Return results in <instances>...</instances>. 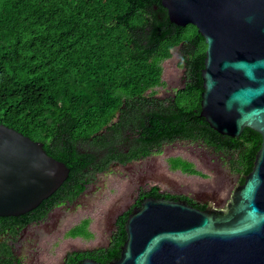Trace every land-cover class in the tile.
Returning a JSON list of instances; mask_svg holds the SVG:
<instances>
[{
  "label": "trees",
  "instance_id": "trees-1",
  "mask_svg": "<svg viewBox=\"0 0 264 264\" xmlns=\"http://www.w3.org/2000/svg\"><path fill=\"white\" fill-rule=\"evenodd\" d=\"M206 51L197 26L172 22L162 0H0V123L42 141L70 168L35 212L0 216V264H20L8 233L21 235L116 162L161 152L164 143L219 142L244 182L262 135L249 127L239 137L224 135L201 116ZM174 54L187 82L161 97L164 62ZM169 161L173 169L204 175L181 156ZM149 195L160 196L156 188ZM131 210L118 218L107 245L68 252L66 264L118 259ZM91 222L84 216L64 237L92 239Z\"/></svg>",
  "mask_w": 264,
  "mask_h": 264
},
{
  "label": "water",
  "instance_id": "water-1",
  "mask_svg": "<svg viewBox=\"0 0 264 264\" xmlns=\"http://www.w3.org/2000/svg\"><path fill=\"white\" fill-rule=\"evenodd\" d=\"M205 38L201 116L221 134L262 135L253 168L223 208L145 197L127 216L118 259L75 264H264V0H162ZM70 174L44 143L0 123V216L38 207Z\"/></svg>",
  "mask_w": 264,
  "mask_h": 264
},
{
  "label": "rangeland",
  "instance_id": "rangeland-1",
  "mask_svg": "<svg viewBox=\"0 0 264 264\" xmlns=\"http://www.w3.org/2000/svg\"><path fill=\"white\" fill-rule=\"evenodd\" d=\"M178 62L176 56L164 62L163 78L167 83L166 88H172L174 92L179 87L183 71ZM212 153L206 145L183 140L162 148L161 152H155L156 155L137 160L126 168L112 167L107 172L99 174L81 200L72 208H65L67 211L65 214L64 212L61 214L59 210L53 211L52 218L45 225L49 226L57 217L59 220L51 231L39 233L36 227L26 228L23 231L26 239L18 242V245H22H16V253L23 256L24 264H62L68 251L107 245L111 218L119 210L130 206L137 185L145 178H166L169 182L166 184L168 187L187 189V192H191L196 199H212L215 202L229 200L228 190L234 185L237 186L238 175H234L227 165L219 171L216 163L209 158ZM174 155L195 159L204 176L181 174L170 170L168 159ZM85 215L92 217L91 229L95 236L89 240L81 237H64L68 227L79 222ZM27 241L33 243L32 246H27ZM56 241L59 243L53 247Z\"/></svg>",
  "mask_w": 264,
  "mask_h": 264
},
{
  "label": "flooded vegetation",
  "instance_id": "flooded-vegetation-1",
  "mask_svg": "<svg viewBox=\"0 0 264 264\" xmlns=\"http://www.w3.org/2000/svg\"><path fill=\"white\" fill-rule=\"evenodd\" d=\"M174 56L178 57V54H174ZM179 58V57H178ZM186 82H187V77H186V71L185 69L183 68V71H182V76L180 78V82H179V88L181 87H184L186 85ZM172 89V88H170ZM169 88H166V87H161V92H160V95L161 97H169L171 95H175L174 93V90H170ZM178 141H183V140H176L174 142H167V143H164V147L166 146H171L172 144H174L175 142H178ZM184 141H191L193 143H200L202 145H206L213 153H212V156H209V158L212 159V162H215L216 163V166L219 167V171L224 169V166H228L229 170L231 172H233V174H237L233 167H232V157L231 155H228L227 152H225L223 149H220L219 147V142H216V146L215 145H209L207 143H205L204 141L202 140H184ZM169 149V148H168ZM154 151H156L157 149L154 148L153 149ZM166 150V149H164ZM164 152V151H163ZM152 155H156L155 152L148 155V156H145L143 158H140L139 160H142L144 158H148ZM178 156H181L182 158L184 159H187L191 162H193L195 164V166L200 170V168L198 167V162L195 160V159H191V158H187V157H183L182 155H174V156H170L169 158L171 157H178ZM137 161V160H136ZM135 162V161H133ZM133 162H128L126 164H122L120 162H116V164H113L109 169H107L106 171L104 172H101V173H105L107 172L108 170H110L112 167H120V168H126L128 167V165H130L131 163ZM168 166H169V169L172 170V171H178L180 172L181 174H188V175H196V176H204L203 174H189L187 172H184L182 169H173L172 168V165L168 159ZM202 173H204L202 171ZM238 175V180L240 179V175ZM166 184H169V182L166 180V178H160V177H153V178H145L143 180L140 181V183L137 185L136 187V191L134 192L133 196H132V202L130 203V206L125 208V209H122V210H119L110 220L109 222V226H108V232H109V237H108V243L110 242L111 240V237L113 236V233H114V230L116 228V222L118 220V218L120 216H122L123 214H125L127 211H129L130 209H133L134 207L136 206H139L141 204V201L145 198V197H155V196H152V195H149V193L152 192V190H154L155 188L158 189L159 191V194L160 196L157 197V198H161V197H164V198H167V199H174V200H184L194 206H197L199 207L200 205H204L205 207H208V206H212V207H217V208H223L226 206L227 202L230 200H226V199H223V201H212V199H196V197L194 195H192V193L190 192H187V189H182L180 187H177V186H173V187H168ZM171 184V183H170ZM235 184V182H234ZM233 184V185H234ZM91 185V183H89L87 185V189L84 190L81 195L75 199L73 202H66V203H63V204H57V205H54L50 211H48L47 215L40 219L38 222L37 221H33V222H30L28 224H26L25 227L22 228V232H21V235L19 236H14L13 234H10L8 233V237H9V244L12 246L13 249L16 250V245H18V242L26 239V237H24L23 235V231L26 230V228H37L38 229V232L39 233H44L46 231H51L53 227H55L58 223V220L59 218L57 217L49 226H46L45 224L49 223V219L52 218V213L53 211L55 210H59L60 213L62 214L64 212V214L67 212L65 210L66 207H73L75 206L80 200L81 198L85 195V193L87 192L89 186ZM176 189V190H175ZM235 189V185L233 187H230L229 190H228V194L231 198V195L233 193ZM224 204V205H223ZM37 210V209H35ZM35 210L33 209L32 212H35ZM30 212V211H29ZM31 212V213H32ZM85 216H90V215H85ZM81 220V219H80ZM74 224H72L70 227H68V229L66 230V232L73 226ZM51 226V227H50ZM65 232V233H66ZM37 237V236H36ZM33 243L27 241V246H32ZM22 244H19L18 246H21ZM80 251H84V250H81V249H73L71 251H68V252H80ZM68 252L65 254V257L63 259V262L62 264H66V261H67V255H68ZM17 258L18 260L20 261V264H24V259H23V256H20L17 254Z\"/></svg>",
  "mask_w": 264,
  "mask_h": 264
}]
</instances>
